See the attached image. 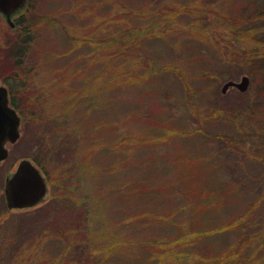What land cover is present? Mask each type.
<instances>
[{
	"label": "rangeland",
	"instance_id": "374dc122",
	"mask_svg": "<svg viewBox=\"0 0 264 264\" xmlns=\"http://www.w3.org/2000/svg\"><path fill=\"white\" fill-rule=\"evenodd\" d=\"M195 1L35 0L39 23L16 68L18 83L26 85L18 92L26 100L21 106L25 115L19 110L21 137L8 144L9 157L0 164V228H9L8 233L22 244L49 233L47 245L39 247L48 257L40 258L39 264L58 256H62L58 264H70L74 254L79 264H96L97 257L115 249L119 239L171 241L176 231L167 219L170 212L188 235L179 244L167 245L168 252L152 264H200L202 256L217 259L250 236L254 241L245 251L250 257L245 260L264 264L260 253L264 252V80L248 63L232 62L227 47L238 39L217 11L224 7L228 14L238 13L246 0H202L203 12L180 10L183 5L194 7ZM83 12L88 14L80 15ZM57 15L70 38L57 21H42ZM108 18L114 23L104 25ZM200 18L209 32L192 35L190 26ZM107 25L113 34L102 30ZM14 33L0 13V46ZM199 38L204 39L202 44ZM4 56L0 52L1 65L7 64ZM107 60L122 78L135 62L147 63L149 68L141 66L138 73H150L149 78L113 92L92 93L73 110L61 107L59 111L51 72L56 67L85 66L92 84ZM200 66L218 72L226 68L227 73L192 82L193 88L186 90L176 70L170 69L183 68L187 78H195ZM11 67L8 60L0 68V83L8 86L4 78L14 82L8 77ZM244 75L251 79L247 91L230 87L222 92L225 82L239 81ZM72 83L73 89H83L85 84L83 80ZM82 140L89 148L85 157L80 154L85 146ZM95 152L101 163L116 167L117 181L102 179L101 170L92 174L85 159H93ZM35 156L46 166L49 198L35 208L9 212L5 177L19 160ZM149 184L156 198L137 199L135 192ZM58 194L63 196L59 199ZM142 209L150 218L145 226L132 220ZM7 212L15 216L8 218ZM73 223L82 227L72 233L75 244L65 245V235L54 238L57 226ZM231 223L236 227L200 235L202 230ZM97 248L100 251L95 252ZM66 250L68 254H63ZM125 251L115 254L112 263L127 264L122 257L130 254V263L140 264L138 249L129 246Z\"/></svg>",
	"mask_w": 264,
	"mask_h": 264
},
{
	"label": "trees",
	"instance_id": "16d2710c",
	"mask_svg": "<svg viewBox=\"0 0 264 264\" xmlns=\"http://www.w3.org/2000/svg\"><path fill=\"white\" fill-rule=\"evenodd\" d=\"M224 1V0H223ZM204 1L202 0H196L194 7L190 8L187 5H183L180 10L183 11L186 14H190L191 11H204L203 8ZM212 9V8H211ZM217 11H221V16H223L226 20V24L228 25L230 29L231 35H233L235 38L238 39L235 40V44L227 47L230 53H232L233 56V63H239V64H249V66L253 69L255 73H258L261 75V77L264 80V0H246L244 6L242 9H239L238 13L230 12L228 14L227 11L228 8H218ZM85 16V14H88L87 12H83L80 15ZM90 14V13H89ZM94 14V13H92ZM90 16V15H89ZM94 19V15L92 17ZM49 21L50 23L52 22H58V25L66 32L68 38H70V35L68 34V31L66 27L64 26L63 23H61V20L59 19V16H48V17H43L42 21L45 22ZM94 21V20H93ZM204 19L200 18L199 21L195 25H191L189 29V33L196 34L199 31L202 32H209V28L204 26ZM38 14L37 12H33L32 10L25 12L24 14L20 15L17 20H16V28L14 29L16 33L15 37L11 39L8 43L7 41L4 42L6 44L0 46V52H4L6 58V62L8 64L9 60V65H11V70H9V78L14 79L13 83L9 82V91H10V96L13 105L21 111L23 116L25 115L21 106L22 103L25 102V99H21L19 97V87L21 88L22 85L20 82L18 83V73H17V66L19 62L22 63V56L26 54V52L29 49L30 42L32 41L34 37V29L36 27V24H38ZM111 23L113 24L114 21L111 18H108L105 20V24ZM110 25V24H109ZM110 26L107 25V27L103 28L102 30L107 31L108 34H113L111 29H108ZM200 37L199 35H197ZM198 43L202 44V41L204 39L199 38ZM70 42V40H69ZM87 42V41H86ZM85 43V42H84ZM252 43V44H250ZM73 44V43H72ZM71 43H69L68 46H70ZM249 45H253L250 46ZM72 47V46H71ZM1 62V61H0ZM7 64L1 65L2 66H7ZM145 67L149 68V65L147 63H141V62H135L133 64L132 68H130L128 72H125V77H120L118 72H115L113 69L116 66H113L111 61L107 60L106 61V68L105 70L99 74L98 78L93 81L92 84L87 80L88 77L90 76L88 72V68L85 66L78 65V68L74 67H56L55 72H51L53 77H54V83H53V98L54 100L57 101L58 109L59 111H62L60 108L64 107L63 110H65V107H71L72 110L77 106V102H79L81 99H87L88 96H92L96 94V92H113L119 88H121L123 85H133L136 84L138 81L140 82L142 78L148 79L149 74L146 75H140L138 73V70L140 67ZM169 67V66H166ZM219 67V66H218ZM170 69H175L178 75L181 77L184 86L186 87V90L190 89L191 87L193 88L192 82L199 81V80H209L211 79L214 75L216 77L218 76L220 70L218 71H212L209 68L200 66L196 69L195 72V78H187L184 74V70L178 69V68H171ZM207 69V70H206ZM1 70V69H0ZM64 70V71H63ZM218 72V73H216ZM222 73V72H221ZM227 73V72H226ZM190 74V73H186ZM220 75V74H219ZM0 78H2L0 74ZM5 81H7V78H4ZM76 80H83L84 81V86L82 87L83 89L80 88H72V82ZM26 87V85L24 86ZM22 87V88H24ZM262 90H264V87H261ZM101 92V93H102ZM102 98V97H101ZM103 100V99H102ZM105 100V99H104ZM103 100V101H104ZM35 110V109H34ZM32 114H35V111H33ZM88 115V113L83 114V116ZM80 121V119L77 120ZM103 126H105V123H103ZM83 144L84 141L82 140ZM149 143V140L146 141ZM88 143V142H87ZM81 144V143H80ZM124 144V143H123ZM126 144V142H125ZM85 146L82 147L80 150V154L85 157V155L88 153L89 148L87 147V144L85 142ZM112 148H115V145L110 146L109 149L112 150ZM111 152V151H110ZM97 152L94 153L93 159L88 156L85 161L89 163V168L92 171V174L95 172H98L101 170L103 178H113L114 181L116 180V177L114 174L118 173L116 171V167L114 165H104L97 159L96 157ZM92 157V156H91ZM34 160L43 168V170L47 172L46 166L44 162H42L39 158L36 156L34 157ZM95 179H98L97 177H94ZM54 184V183H53ZM116 184V183H115ZM152 185H147L145 188H139L137 192H135V195L137 199L139 200H144L146 198L154 200L157 196L155 193L156 190L152 187ZM100 193H102V190H100ZM55 196L56 193H55ZM63 194H58V198L62 197ZM60 199V198H59ZM214 200L209 201V204L213 203ZM210 207L207 206L206 210H208ZM203 211V210H202ZM211 211H205V213L210 214ZM11 213H6V216H10ZM19 214V213H17ZM12 215V214H11ZM12 216H15L13 214ZM149 215L146 212H143V209L141 211H138L136 214H134L133 223H139V224H144V226L150 222V218L148 217ZM148 217V219L146 218ZM208 215L205 214V218H207ZM10 218V217H8ZM124 219L126 217L124 216ZM137 219V220H136ZM168 221L171 222L170 225H172V228L176 231V236L173 238L171 241L169 240L168 242H164L160 240L159 238H153V237H142L139 240H134V239H119L118 242L115 244L116 248L111 250L106 256L98 258L97 257V263L96 264H113L112 259L115 254L119 253L120 255L126 253L125 249L129 248V246H132L134 250L138 249V253L140 254L139 257V263L140 264H152L153 261L156 263H159L161 257L163 254H166L168 252V249H166L167 245H172V243L179 244L182 240L186 239L187 237V232L185 228L179 224L178 220L174 218L172 215V212L169 213L168 215ZM125 221V220H122ZM234 222V221H233ZM236 225L235 223H231L228 226L223 225L221 228H214L212 230H202L200 231L201 236L209 235L213 231H222L225 230L228 227H234ZM179 226H180V232H179ZM236 227V226H235ZM234 227V228H235ZM82 227L80 225L74 224L72 227H62V226H57L56 231L58 233H54V238L61 239L60 235H65L66 240L68 241L67 244L65 245H72L73 242L75 244V240H72L73 237V231L75 230L80 231ZM9 228H0V264H22L18 263L17 261H22V260H27V258L30 260L28 264H39L41 263L40 258L44 256L45 258L47 256V252L44 250H39V247L41 245H47L48 242V237H50L49 233H44L40 238L35 240L31 244H27L28 242H32V240H26L23 244L21 242L17 243L14 239L15 236L14 234H9L8 233ZM250 236V235H249ZM61 237V238H60ZM36 239V238H35ZM241 240V238H240ZM254 241V237H245L240 241L239 245H234L231 246L228 250L225 251L224 254H222L219 258L217 259H212L211 257H204L200 258V264H253L254 262L247 261L245 259L250 258L245 255V251L250 247L252 242ZM189 245V244H188ZM67 250L71 247H66ZM106 247L102 248L103 250ZM173 248L179 250V247L177 245H173ZM131 249V247H130ZM64 251L63 254H68V251ZM132 250V249H131ZM95 252L100 251V248H97L94 250ZM106 251V250H105ZM108 251V250H107ZM125 251V252H124ZM260 252V250H258ZM104 252V251H103ZM124 252V253H122ZM262 255H264V252H260ZM29 256H26V255ZM95 254V253H94ZM62 256H58V258L53 259V261H45L43 262L44 264H58L61 260ZM79 256L75 255L69 262L70 264H79ZM133 259H131L130 254L127 258L122 257V261L127 262V264H131ZM93 261L95 259L93 258ZM117 264V263H115Z\"/></svg>",
	"mask_w": 264,
	"mask_h": 264
},
{
	"label": "water",
	"instance_id": "95a60500",
	"mask_svg": "<svg viewBox=\"0 0 264 264\" xmlns=\"http://www.w3.org/2000/svg\"><path fill=\"white\" fill-rule=\"evenodd\" d=\"M26 0H0V10L6 19L12 23V16L20 9ZM251 79L242 76L239 81L229 80L224 83L222 92L230 87H236L245 92L249 89ZM20 118L15 109L9 106L8 92L0 86V163L8 156L6 143H14L20 137ZM5 197L9 209H24L38 204L47 198V184L40 170L29 159H22L16 171L7 178Z\"/></svg>",
	"mask_w": 264,
	"mask_h": 264
},
{
	"label": "flooded vegetation",
	"instance_id": "af4514ba",
	"mask_svg": "<svg viewBox=\"0 0 264 264\" xmlns=\"http://www.w3.org/2000/svg\"><path fill=\"white\" fill-rule=\"evenodd\" d=\"M34 2H35V0H26L25 3H24V5L20 9H18L17 12L13 16H15L16 14H18V16H19L21 13H25V12L30 11V10H32L33 12L34 11L36 12V10H35L36 2L35 3ZM0 13L3 14L1 10H0ZM13 16H12L11 19H12L13 27H15L16 26V19H17V17L13 18ZM8 23L10 24L9 21H8ZM5 83L6 84L8 83V86L5 85V84H2V83H0V84L3 85V86H5V87H7V90H8V93H9V81L8 82L5 81Z\"/></svg>",
	"mask_w": 264,
	"mask_h": 264
}]
</instances>
